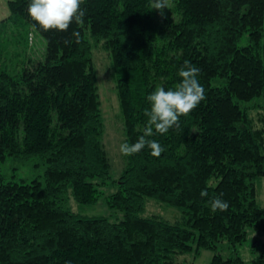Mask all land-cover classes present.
<instances>
[{
  "label": "trees",
  "instance_id": "16d2710c",
  "mask_svg": "<svg viewBox=\"0 0 264 264\" xmlns=\"http://www.w3.org/2000/svg\"><path fill=\"white\" fill-rule=\"evenodd\" d=\"M29 3L10 0L0 21V264H179L202 250L216 252L211 264H245L239 247L250 230L264 232V126L252 116L264 114V0H168L163 15L151 0H85L84 22L66 32L40 29ZM34 38L44 45L39 58ZM100 46L112 61L124 143L143 135L148 95L174 90L185 60L201 69L206 95L178 127L147 137L161 156L148 147L124 155L119 180L103 147ZM27 166L30 180L18 174ZM110 185L121 222L73 212L71 196L96 205ZM221 193L229 208L214 213L208 202ZM147 199L179 209L181 220L143 217ZM223 243L229 258L217 252ZM261 253L255 264H264V244Z\"/></svg>",
  "mask_w": 264,
  "mask_h": 264
},
{
  "label": "rangeland",
  "instance_id": "374dc122",
  "mask_svg": "<svg viewBox=\"0 0 264 264\" xmlns=\"http://www.w3.org/2000/svg\"><path fill=\"white\" fill-rule=\"evenodd\" d=\"M10 0H0V21L10 16ZM32 53L34 57L42 56L44 45L40 40L34 38L32 43ZM94 67L98 75V88L100 101L102 106V114L105 119V135L103 138V147L107 153L110 163V174L113 180H119L127 163L124 155L120 151V145L125 141L124 119L122 116L120 102L116 90V82L113 77L112 61L109 52L100 46L94 51L93 55ZM113 77V78H112ZM256 114V115H255ZM255 115V116H254ZM259 116V117H258ZM258 127H263L261 118L264 114L261 112L253 113ZM259 118V119H258ZM4 168L10 169V166ZM20 178L32 179L34 173L31 167H22L19 172ZM117 191L114 185H110L102 190V195L99 202L93 206H79L75 199L71 196L70 207L73 212L87 218L105 217L111 222H121L124 219V214L116 211L108 205V198ZM259 202L264 207V178L258 182ZM146 210L143 217H156L160 220L174 224L181 220L182 212L174 207L168 206L155 199H147ZM264 244V232L250 230L249 239L239 247V256L245 264H255L261 258V247ZM196 248V246H195ZM224 258H229L232 255V249L223 243L219 246L218 251ZM215 251L202 250L199 255L196 251L182 256L177 260L179 264H211Z\"/></svg>",
  "mask_w": 264,
  "mask_h": 264
},
{
  "label": "clouds",
  "instance_id": "9594fccd",
  "mask_svg": "<svg viewBox=\"0 0 264 264\" xmlns=\"http://www.w3.org/2000/svg\"><path fill=\"white\" fill-rule=\"evenodd\" d=\"M151 2L153 9L160 10L162 15L163 9L168 8V0H151ZM84 3L85 0H30L27 11L31 19L43 31L66 32L73 23L79 25L84 22L86 15V9L82 8ZM72 35L79 43L80 33L74 31ZM68 43L70 42L65 41L66 45ZM200 73L201 69L185 60L178 72L181 82L174 90L156 87L148 95L147 100L151 107L144 113L148 117L144 133L134 144L123 143L120 145L123 155L138 154L148 147L153 156H161L165 149L157 141L147 139V137H152L155 134L166 135L170 129L178 127L181 117H190L192 112L206 99L205 90L197 79ZM200 195L202 198L207 197L208 191L203 190ZM222 195L221 193L209 200L212 212L228 210L229 204L221 198Z\"/></svg>",
  "mask_w": 264,
  "mask_h": 264
},
{
  "label": "bare ground",
  "instance_id": "6f19581e",
  "mask_svg": "<svg viewBox=\"0 0 264 264\" xmlns=\"http://www.w3.org/2000/svg\"><path fill=\"white\" fill-rule=\"evenodd\" d=\"M112 78H113V77H112ZM253 113H254V112H253ZM255 115H256V114H255ZM255 115H254V116H255ZM252 116H253V115H252ZM253 118H254V117H253ZM92 206H93V205H92Z\"/></svg>",
  "mask_w": 264,
  "mask_h": 264
}]
</instances>
